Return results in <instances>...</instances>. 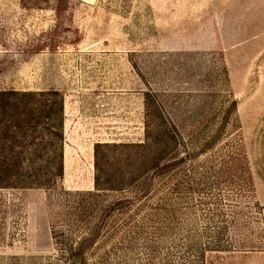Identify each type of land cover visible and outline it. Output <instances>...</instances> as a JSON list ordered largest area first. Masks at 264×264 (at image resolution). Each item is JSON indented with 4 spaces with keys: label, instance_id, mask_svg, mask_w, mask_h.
Masks as SVG:
<instances>
[{
    "label": "rangeland",
    "instance_id": "1",
    "mask_svg": "<svg viewBox=\"0 0 264 264\" xmlns=\"http://www.w3.org/2000/svg\"><path fill=\"white\" fill-rule=\"evenodd\" d=\"M3 89L64 96L65 175L54 190L0 191V264H75L72 252L96 219L78 223L86 214L67 210V192L94 191L95 144L143 143L145 92L184 119L187 175L214 179L230 160L244 169L202 187L207 205L195 211L226 216L200 226L228 222L235 246L206 264H264V0H0ZM137 195L111 192L105 201ZM156 197L114 214L85 244V264H170L135 238L148 212L141 203Z\"/></svg>",
    "mask_w": 264,
    "mask_h": 264
},
{
    "label": "trees",
    "instance_id": "2",
    "mask_svg": "<svg viewBox=\"0 0 264 264\" xmlns=\"http://www.w3.org/2000/svg\"><path fill=\"white\" fill-rule=\"evenodd\" d=\"M232 105L237 107V101ZM144 106L143 143L95 144L94 191L67 192L71 198L67 200V210L86 214L77 219L78 223L86 225L85 222L96 219L95 228L82 238L78 251L73 253L70 248L72 256L78 258L75 264H85L82 259L85 244L96 242L114 214L124 212L135 203L146 202L155 194V203H141L148 212L136 224L135 233L137 242L143 248L146 246L155 260L165 254L171 257L170 264H206L210 253L235 252L229 240L228 222L223 221L219 227L200 226V220L214 223L226 216L224 212L215 207L204 217L195 210L204 211L202 205H207L201 200L202 187L214 182L220 184L226 172L244 174L241 163L225 162L213 172L214 179L206 176L197 180L187 175L184 167L191 157L180 155V150L186 146L185 136L189 134L184 119L168 116L163 102L151 92H145ZM228 120L230 116L224 117L220 133ZM64 123L65 98L59 91L0 90V191L54 190L59 186L65 175ZM219 137L217 134L206 143L201 155ZM133 189L138 191L133 203L126 198L105 201L108 193L123 194ZM195 197L199 200L191 208L189 202ZM99 214L95 218L94 215Z\"/></svg>",
    "mask_w": 264,
    "mask_h": 264
}]
</instances>
